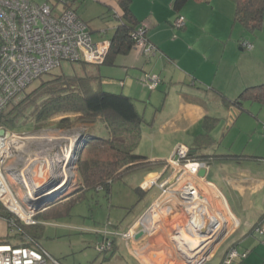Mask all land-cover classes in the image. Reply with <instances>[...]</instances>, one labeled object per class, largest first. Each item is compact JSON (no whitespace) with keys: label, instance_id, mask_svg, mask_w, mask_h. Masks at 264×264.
Listing matches in <instances>:
<instances>
[{"label":"built area","instance_id":"obj_1","mask_svg":"<svg viewBox=\"0 0 264 264\" xmlns=\"http://www.w3.org/2000/svg\"><path fill=\"white\" fill-rule=\"evenodd\" d=\"M54 1L63 3L60 11H55L57 2L0 0V117L33 82L58 70L63 62L101 64L106 59L111 40L93 39L88 23L72 8V0ZM186 22L182 14L174 21L178 28H183ZM146 26L142 24L136 29L134 50L146 57L156 54L163 57L164 53L147 40ZM241 46L252 49L253 43L243 39ZM143 78L152 88L159 87L162 81L155 72H148ZM82 135L84 144L74 139L69 145L60 146L58 153L49 145L31 151L27 144L35 137L0 125V203L24 224L38 223L40 212L59 199L69 197L78 187L79 184L74 183L73 170L78 168L86 146L85 134ZM78 144L82 146L79 148ZM190 153L189 146L177 145L162 170L143 180L140 185L142 190L157 188L159 193L128 226L118 228L117 232H101V239L96 245L99 254L105 256L116 248V244H122L142 262L147 254L175 264H209L212 261L216 250L240 222L230 219L215 205L212 196L201 188L202 183L211 185L200 175V170L207 169L208 163L192 159ZM52 168L60 170L69 180L58 187L42 189L39 194L33 193L34 171ZM16 187L30 195V201L34 199L42 204V208L33 207L30 203L26 207L19 199ZM58 193L61 196H57ZM13 220H7L11 233L16 228ZM252 231L264 236V225H255ZM140 233L142 236L137 237ZM244 256L246 253L239 252L232 245L223 264H232ZM0 264L64 263L39 242L27 241L0 243Z\"/></svg>","mask_w":264,"mask_h":264},{"label":"crops","instance_id":"obj_2","mask_svg":"<svg viewBox=\"0 0 264 264\" xmlns=\"http://www.w3.org/2000/svg\"><path fill=\"white\" fill-rule=\"evenodd\" d=\"M97 1L107 5L109 9L110 6L118 8L117 0ZM140 1L141 5L136 0L132 1V10L143 23L149 22L148 38L166 55L157 56L155 67L162 65V68H167L168 73L162 79L163 83L167 82V88L161 90L160 85V91L154 99L155 93L147 95L142 88L133 89V85L130 92L121 91L133 98L138 112L146 121L136 152L152 161H167L176 145L183 142L197 155H222L206 161L207 172L201 177H205L211 185L202 183L201 188L212 196L215 205L228 214L230 219L239 220L240 225L231 231L209 264H223L226 252L232 245L239 252L246 253V256L232 264H264V236L252 231L256 223L264 225V121L260 120L264 119V106L248 102L246 109L242 111L234 105H226L216 93L220 91L230 99H235L245 87L264 83V25L260 31L252 34L254 36H250L251 33L246 32L243 26L234 32L236 23L233 0L230 1L234 5L226 0H218L215 6L212 4L214 0H189L179 11L174 8L175 0H166L171 3L172 11L168 12L165 20L156 18L155 8L160 0L152 3V10L148 4L146 12L143 11V0ZM179 14L184 15L187 20L182 30L174 28V21ZM152 18L158 25L151 21ZM91 28L92 32L102 30V27ZM243 38L253 43L251 52L244 51L241 46ZM148 63L150 59L132 50L129 54L118 56L116 65L112 66L125 68L126 74L130 68L141 67L145 75L153 72L152 67L147 69ZM103 88L110 90L104 84ZM112 92L118 93V90L112 89ZM256 113L260 119L256 117L257 120H254L250 115ZM207 116L218 119L214 129L221 123L222 133L216 131L213 136L212 129L208 136H204ZM236 126L244 134L253 133L255 141L252 146L235 149L236 143L231 142L227 148L222 147L224 137ZM99 129L103 128L99 126ZM217 136L222 137L221 143L217 144ZM240 155L246 156L239 157ZM162 168L163 166L141 175L146 178L150 174H157ZM213 177L219 179L221 187L210 181ZM16 191L23 193L19 187H16ZM147 192L142 190V196L143 193L146 196ZM157 194L158 192L153 194L151 199ZM133 220L119 225L125 228ZM8 234L7 219L0 216V239L6 238ZM99 237L101 236L98 239ZM38 241L52 255L67 264L62 257L47 249L41 239ZM123 247L122 244H117L111 253L100 255V264H175L166 262L163 258L157 260L151 254L144 256L143 262L131 254L128 259L120 254Z\"/></svg>","mask_w":264,"mask_h":264},{"label":"trees","instance_id":"obj_3","mask_svg":"<svg viewBox=\"0 0 264 264\" xmlns=\"http://www.w3.org/2000/svg\"><path fill=\"white\" fill-rule=\"evenodd\" d=\"M132 1L117 0L118 8L110 6L116 24L110 38V50L103 63H71L74 67L71 72H65L61 67L60 72L54 71L42 76L31 90H25L26 93L20 101H13L1 114L0 125L11 129H16L21 121L30 122L35 130L50 125L63 130H71L78 125L88 126V129L84 131L86 146L78 162L81 180L78 182L77 190H73L69 197L59 199L45 211L40 212L37 215L38 220L45 219L49 215H62L63 211L68 214L70 208L83 199L85 193L90 190L103 191L110 197L114 182L129 181L128 179L137 173L151 172L166 163L161 160H149L145 155L136 152L142 137V128L146 122L143 115L138 112L131 96L123 92L105 90L102 74L89 68L93 65L98 67L116 65L118 56L129 54L134 50L136 44L134 33L144 23L134 14ZM188 1L175 0L174 8L179 11ZM234 3V23H239L251 34H256L263 28L264 0H234ZM147 31L146 26L145 35L147 40L151 41ZM164 56L166 57L165 54ZM216 93L226 105H234L242 111L246 109L245 105L248 102L264 105V83L245 87L235 99H230L220 91ZM58 116L61 117L53 124L52 121ZM217 120L209 116L205 118L204 136L210 134ZM99 126L103 129H99ZM221 156L220 154L197 155L192 151L190 153L192 159L201 161ZM244 156L246 155L239 157ZM135 190L139 193V200H141V187H136ZM0 216L8 221L14 219L16 223L14 232H9L6 238L0 239V243L39 242L43 228L41 222L26 225L1 203ZM258 224L260 222L255 225Z\"/></svg>","mask_w":264,"mask_h":264},{"label":"rangeland","instance_id":"obj_4","mask_svg":"<svg viewBox=\"0 0 264 264\" xmlns=\"http://www.w3.org/2000/svg\"><path fill=\"white\" fill-rule=\"evenodd\" d=\"M35 1L38 3L48 2L50 4H53V2H57L55 11H60L64 6L61 1ZM155 1L156 0H143L145 4L143 11L146 12V6L148 4L151 6L152 10V3ZM216 1L218 0L213 1V6H215ZM226 1L232 2L230 0ZM136 3L141 5L140 0H136ZM149 7L147 8V11H149ZM72 8L80 17H82V19L90 23V29H92L91 26L94 29L102 27V30L98 32H92V37L94 40L110 39L112 37L116 19L113 17V10L109 9L107 5H104L97 0H72ZM170 11H172L171 3L166 0H160L159 4L155 8V12L157 13L156 18L165 20L167 19L168 12ZM151 21L157 24L153 18L151 19ZM172 21L171 25L173 26ZM146 25L150 27L149 22ZM174 26L176 30L183 29L181 27L178 28L175 23ZM233 28L234 32H237L238 29H241L243 27L239 23H236ZM104 30H106V32ZM250 36L254 35L250 34ZM251 50L252 49L244 48V51L251 52ZM157 56L160 57L159 54H156L149 58L150 63H148L146 67L149 70L152 67L153 72L161 75V79H165L168 73L167 68H162V65L155 67ZM81 68L84 69V67ZM89 68H93L94 70L99 72L101 70V74H103L102 80L104 87L106 89H110L111 91L112 89H115L118 90V92L123 91L128 93L130 92L133 85V89L134 87L142 88L143 91L147 93V95H149V93H155L152 99H154L157 92L160 91V89H158L159 87L152 88L149 83L144 81L143 76L145 72L141 67L130 68L127 74L125 73V68L119 66L100 65V67H98L97 65H93ZM61 69H63L65 72H71L73 71L74 67L69 62H63ZM60 71L61 70L59 69L55 70V72ZM38 81L39 80L33 82L26 91L31 90L35 85H37ZM160 85H162L161 90L167 88V82L163 83V80L161 81ZM26 91H24V93L21 94L15 101H20ZM250 116L251 118H254V120H257L256 117L258 118L257 113L251 114ZM60 117L61 116L55 118L52 123L54 124L57 120H59ZM260 120L264 121V119ZM221 126V123L217 125V127L213 131V136L216 135V131L219 134L222 133ZM91 128L92 127H90V129ZM87 129L88 126L78 125L71 130H58L55 126L50 125L44 130L36 131L32 127V124L30 122L21 121L17 128L14 130L25 132L26 136L36 138L35 140L29 139L30 142H28L27 144L31 151H34L36 149L41 150V148H46L49 145V147H52L54 152L58 153V149L60 148V146L63 147L66 144L69 145L70 142L75 139L77 133L81 131L84 132ZM83 134H85V132ZM252 135V132L246 134L242 133L236 126L231 129L228 134H226V137H224L222 143V137L217 136V144L221 143L223 148H227L229 145H231V142H235L236 144L234 145V148L241 149L246 145L252 146L253 142L255 141V137H252ZM78 140V143L82 142V144H84V140L82 137H80ZM179 144L185 143L179 142L177 145ZM81 146H79L78 144L77 147L80 148ZM74 152L76 154V150ZM70 172L72 171L70 170ZM73 173V176L75 178L74 183L76 184L77 182L78 184V182L81 180L78 168L74 169ZM149 176L150 175H148V177ZM11 179L13 181L12 175ZM144 179V176L141 175V173H138L135 174V176L129 178V181L119 180L114 182L111 188L110 197H108L103 191H87L84 195V198L79 200L74 206L70 208L68 214L65 213L66 211H63L62 215H49L45 219L39 218V221L43 225L40 236L41 241L43 242V244L45 243L47 249L52 251V253H54L56 256L62 257L63 261H65V263L67 264H100L102 256L99 257L101 254L97 252L96 245L101 239V237H99L98 239V236H101V232L105 230L111 233L113 231L117 232L118 228L123 227V225L120 226L119 223L126 224L130 219L133 220L134 218H136L138 214L141 213L146 203L149 200H152V195L157 192L159 193L158 189L154 188L148 191L146 196L144 194L142 196V199L139 200V193L135 190V188L139 187ZM210 181L216 183L219 187H221L219 179L213 177V179H211ZM75 184H73L74 187ZM58 195L61 196V193H58L57 196ZM120 254L128 257V259H130L131 257L129 251L125 247L122 248Z\"/></svg>","mask_w":264,"mask_h":264},{"label":"water","instance_id":"obj_5","mask_svg":"<svg viewBox=\"0 0 264 264\" xmlns=\"http://www.w3.org/2000/svg\"><path fill=\"white\" fill-rule=\"evenodd\" d=\"M84 132L81 131L79 133L76 134L75 140L77 141L83 134ZM206 169H202L200 170V175L204 176L206 174ZM32 184H33V188L32 191L35 194H39L40 191L42 189H46V188H50L52 189L53 187H58V185L61 183H66L69 180V177L65 176L60 170H56V169H50L48 171H34V173L32 174ZM30 194V193H27ZM34 194V195H35ZM17 195L19 197V199L21 200V202L26 206L29 207V203L32 204L33 207L36 208H42V204H40L38 201H34V199H31L30 201V195H26L25 193L19 194L17 192ZM52 201L56 200L51 198ZM142 233L138 234L137 237H141Z\"/></svg>","mask_w":264,"mask_h":264}]
</instances>
